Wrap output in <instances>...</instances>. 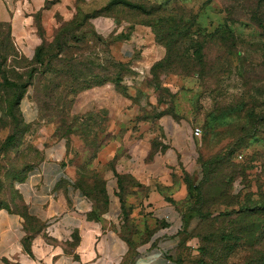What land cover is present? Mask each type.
<instances>
[{
	"label": "rangeland",
	"instance_id": "obj_1",
	"mask_svg": "<svg viewBox=\"0 0 264 264\" xmlns=\"http://www.w3.org/2000/svg\"><path fill=\"white\" fill-rule=\"evenodd\" d=\"M182 1L108 0L70 22L56 17L49 36L37 22L41 42L30 55L16 46L10 27L0 26V82L18 84L0 99V208L24 213L15 186L41 158L37 144H95L97 121L90 123L78 94L108 83L133 100L158 92V107L141 106L143 115L187 111L175 119L190 133L201 129L199 138L190 135L184 161V234L198 245L193 263L264 264V0ZM214 1L218 18L208 25L201 12ZM106 15L126 22L95 19ZM133 24L150 26L165 49L148 72L120 54ZM172 81L190 105L176 100V87H167ZM20 92L37 109L33 125L12 109Z\"/></svg>",
	"mask_w": 264,
	"mask_h": 264
},
{
	"label": "crops",
	"instance_id": "obj_2",
	"mask_svg": "<svg viewBox=\"0 0 264 264\" xmlns=\"http://www.w3.org/2000/svg\"><path fill=\"white\" fill-rule=\"evenodd\" d=\"M107 1L0 0V23L9 25L16 46L30 55L41 42L37 22L49 36L56 17L70 22ZM215 4L201 12L208 25L217 21ZM95 19L115 26L126 22L112 15ZM119 48L140 72L165 56L145 24L130 25ZM172 84L177 83L167 87H176V100L190 105L187 92ZM157 94L133 100L110 83L78 94L90 123L97 121L91 132L95 144L77 141L68 147L49 138L36 145L41 158L15 186L25 214L0 208V264H194L198 245L184 234L189 228L184 161L191 133L175 119L187 111L143 115L141 106L158 107ZM19 111L24 123L37 120L27 96Z\"/></svg>",
	"mask_w": 264,
	"mask_h": 264
},
{
	"label": "trees",
	"instance_id": "obj_3",
	"mask_svg": "<svg viewBox=\"0 0 264 264\" xmlns=\"http://www.w3.org/2000/svg\"><path fill=\"white\" fill-rule=\"evenodd\" d=\"M160 10V7H157L154 11H159ZM149 14H151V11L149 12ZM0 26H7L8 28H9V25L8 24H2V23H0ZM167 56V55H166ZM161 62V61H160ZM160 62H158L157 64H159ZM156 65V64H155ZM154 66V65H153ZM18 84H14V83H12L9 79H7V77H4L3 79H2V81L0 82V99H1V94H3L4 92H6L7 91V89H9L10 87H14V88H18V86H17ZM125 96V95H124ZM24 97V95H23V93H19V94H17V95H15L14 97H13V102H12V109H15L16 111L17 110H19L18 108H19V103H20V101L22 100V98ZM127 97V96H126ZM20 112V111H19ZM163 114H166V112H162V113H160L158 116H160V115H163ZM13 138H14V135H9L8 137H7V140L8 141H10V140H13ZM188 186H189V184H188ZM188 189H189V187H188ZM189 195H190V192H189ZM189 211H187V213H188ZM23 215L25 214V213H22ZM185 217H186V215H185Z\"/></svg>",
	"mask_w": 264,
	"mask_h": 264
},
{
	"label": "built area",
	"instance_id": "obj_4",
	"mask_svg": "<svg viewBox=\"0 0 264 264\" xmlns=\"http://www.w3.org/2000/svg\"><path fill=\"white\" fill-rule=\"evenodd\" d=\"M191 136L193 138H199L201 136V129L198 127H195L192 131H191ZM167 218V217H166Z\"/></svg>",
	"mask_w": 264,
	"mask_h": 264
}]
</instances>
